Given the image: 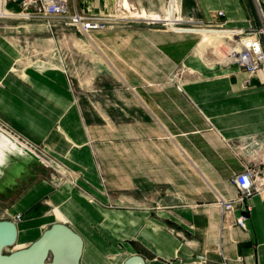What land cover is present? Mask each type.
Wrapping results in <instances>:
<instances>
[{
  "label": "crops",
  "instance_id": "1",
  "mask_svg": "<svg viewBox=\"0 0 264 264\" xmlns=\"http://www.w3.org/2000/svg\"><path fill=\"white\" fill-rule=\"evenodd\" d=\"M128 2L151 16L166 8L165 0ZM112 3L74 0L72 6L111 13ZM173 7L172 1L166 17ZM177 10L187 27L219 21L211 17L217 11L228 27L259 26L252 0H177ZM3 11L0 16L11 17ZM11 28L0 32V127L47 151L65 176L59 186L54 179L34 181L1 212V220L17 226L13 249L21 237L35 241L61 223L83 240L79 264H123L132 255L145 264H264V198L249 199L245 229L235 225L239 209L224 214L218 204L236 197L233 176L263 158L264 67L250 76L222 65L201 34L164 20L119 22L92 32L88 42L69 28L70 37L81 38L70 53L74 68L82 72L88 62L90 73L110 77L109 85L116 74L132 95H111L93 111L71 92L64 71L70 65L30 63L17 44L21 32H12L23 27ZM89 117L128 125L105 130L106 143L96 145ZM75 178L101 205L74 187Z\"/></svg>",
  "mask_w": 264,
  "mask_h": 264
},
{
  "label": "built area",
  "instance_id": "2",
  "mask_svg": "<svg viewBox=\"0 0 264 264\" xmlns=\"http://www.w3.org/2000/svg\"><path fill=\"white\" fill-rule=\"evenodd\" d=\"M17 1V0H16ZM20 3L19 15H10L11 17L20 16L25 20H43L47 27L52 29L55 24H60L68 28H74L82 35L90 39L92 32H101L112 28L119 22H131L137 20H146L150 22H172L175 30L182 32H190L194 34H201L207 37L206 45L214 52L217 59L222 65L236 66L243 70L250 76L255 75L261 68L264 67V17L259 0H256L257 16L259 18V26L256 28L250 27L248 29L228 27L225 21H222L224 13L222 11L215 13L211 23H199L191 27L183 26V20L177 10L176 0H168L165 16L171 11V3L173 1L174 18L171 21L156 15L158 19L148 18L143 16L144 11L138 10L136 7L128 4L127 0H116L113 12L111 13H93L89 10L79 11L76 7L72 6L74 0H18ZM126 3V4H125ZM4 8V4L2 5ZM146 14V13H145ZM0 17H7L1 15ZM181 25V26H180ZM215 40H214V39ZM211 44L208 45V42ZM249 84V80H246ZM9 137H11L19 146H21L26 153L30 154L38 162L45 166H50L46 160L34 146L28 144L7 130L0 127ZM65 178L62 176L57 181L56 186ZM231 183L236 189V197L220 201L218 204L222 213H230L236 208L241 211L240 217L235 220V225L241 229H245L246 220L252 210L249 199L253 195H259L264 198V155L261 162L253 167H246L242 172L236 174L231 179ZM21 216H17L20 220ZM202 261L205 260L201 257ZM224 264H226L224 262Z\"/></svg>",
  "mask_w": 264,
  "mask_h": 264
},
{
  "label": "rangeland",
  "instance_id": "3",
  "mask_svg": "<svg viewBox=\"0 0 264 264\" xmlns=\"http://www.w3.org/2000/svg\"><path fill=\"white\" fill-rule=\"evenodd\" d=\"M110 2L111 3L113 2L112 9H114L116 0H110ZM167 2L168 0H165L166 6H167ZM252 2L254 4V7L256 8L257 7L256 0H252ZM20 3L21 1L18 0L17 1L0 0V8L2 9L1 5L4 4L5 9H3L4 10L3 14H5L6 12V14L9 13L12 15H19L21 11L19 8ZM128 4H130V2H128L127 0V5ZM217 12H214L212 16ZM146 15L148 16L147 13ZM159 16L163 18L165 16V12L163 16L161 15ZM44 24L45 22L43 20H35V19L25 20L20 18V16L0 17V32H8L10 29L11 30L13 29L11 27H18V26L23 27L22 29L16 28L12 32L13 33L21 32V34L17 36L19 37V43L17 44L22 50L25 51V58H27V60L30 63L43 61L47 64L57 65V64H61L62 62L64 63L65 61L67 65H70V67L68 66L65 67L64 71L66 73L71 92L73 93V95L79 97V99H82V104L84 109H86V107L89 106L93 110L95 108V102H98L100 106V102H102V100H106L107 98L108 99L111 98L110 97L111 95L115 100L117 97L120 96H126V95L132 96L131 94H128V92L124 91V88L121 85V83L117 81L118 78L116 74H114V80L112 81L111 85H109L108 83L111 82L110 77L106 75L105 72L102 71L97 72V74L96 73L93 74L92 72L90 73L89 70L90 64L88 62L84 64L82 72H78L76 68H74L73 66L74 57H71L70 53L76 51V48L78 47L77 43L79 42V39L82 38L83 42H88L87 37L81 36L80 38L79 35L76 36L71 35L70 37V35H68L69 33H67L69 31L68 27H65L60 24H55V26L52 29H50L49 27L46 26V24L45 25ZM210 44H211V40L210 42H208V45ZM59 51L60 53H63V56L65 53V58L62 57L61 59H59L57 53ZM84 59L85 56H83V60ZM79 81L82 83L83 85L82 87L79 86L78 84ZM86 124L87 127L89 128L88 131L92 139V144L96 143V145H104L106 143L105 130L112 128L121 129L124 124L125 127H127L128 122L121 121L120 118L115 120H110L109 122H107L104 119L99 120V119H94L93 117H89L88 120H86ZM129 125L131 129L136 128V122L133 121L132 119H130ZM118 141H120V139ZM0 147H1V141H0ZM34 148L46 160H48L50 166H45L41 164L30 154H27V156H22L13 150H9V152H6L5 154L7 158H5L4 155H1L2 151L0 149V156H1L0 157V220L2 218L1 212L11 203V201H13L14 198H16V196H18L22 191L28 188L31 183L44 178L49 180L54 179L57 182L61 178L57 173L59 171V169L57 168L61 167L62 165L58 161H56V159H54L43 148L36 146H34ZM3 156L4 158L2 160ZM14 176L15 179L13 180V182H17L16 183L17 185L13 186L12 181L10 182V179ZM66 176H67L66 180L71 181L70 179L71 176L69 177V173ZM74 181L72 182L75 188H77L79 191L84 193V195H86L89 199L96 201L97 203L100 204V202L96 198H94L92 194H90L89 192L88 193L84 192L82 186L76 183L77 182L76 178ZM5 184H9V187L6 188ZM135 187L136 185L131 186L130 193L133 192ZM111 189L115 197L120 195L121 191L118 186H113ZM102 191L104 192L105 195L106 193L105 186H103ZM102 206H106V205H102ZM33 241H34L33 237H21L16 246L17 250L27 247ZM11 251H16V250L13 248L8 250V252Z\"/></svg>",
  "mask_w": 264,
  "mask_h": 264
},
{
  "label": "water",
  "instance_id": "4",
  "mask_svg": "<svg viewBox=\"0 0 264 264\" xmlns=\"http://www.w3.org/2000/svg\"><path fill=\"white\" fill-rule=\"evenodd\" d=\"M0 141L2 153L13 150L27 156L28 153L1 129ZM17 238L16 224L0 220V264H79L82 256V238L65 224L55 223L27 248L8 252L16 245ZM123 264H145V261L140 255H132Z\"/></svg>",
  "mask_w": 264,
  "mask_h": 264
},
{
  "label": "bare ground",
  "instance_id": "5",
  "mask_svg": "<svg viewBox=\"0 0 264 264\" xmlns=\"http://www.w3.org/2000/svg\"><path fill=\"white\" fill-rule=\"evenodd\" d=\"M143 16H146V14H143ZM147 17V16H146ZM148 18V17H147ZM150 18H152V19H158L157 18V16H150ZM165 19H167V20H169V21H171L172 20V18H174V14H172V15H170V16H168V17H164ZM205 39H204V41H206L207 39V37H204ZM54 167V166H53ZM55 168V167H54ZM58 169V168H57ZM56 169V170H57ZM68 190H69V188H68ZM74 193V192H73ZM69 201V200H68ZM56 217H58V218H63V216H62V214L59 212V211H55L54 213H53ZM66 219H61L59 222H62V221H65ZM63 223V222H62Z\"/></svg>",
  "mask_w": 264,
  "mask_h": 264
}]
</instances>
